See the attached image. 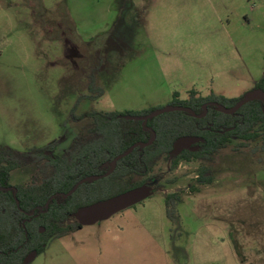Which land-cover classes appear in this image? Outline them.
I'll return each mask as SVG.
<instances>
[{
  "label": "rangeland",
  "instance_id": "1",
  "mask_svg": "<svg viewBox=\"0 0 264 264\" xmlns=\"http://www.w3.org/2000/svg\"><path fill=\"white\" fill-rule=\"evenodd\" d=\"M100 58L105 94L81 100L76 116L159 111L192 91L245 97L264 75V0H0V150L66 137L63 156L91 126L71 112L91 95ZM240 142L175 169L160 160L151 197L50 240L33 264H264V135ZM203 165L211 183L196 182ZM25 171L15 182L30 180L33 166ZM176 192L172 221L165 196Z\"/></svg>",
  "mask_w": 264,
  "mask_h": 264
},
{
  "label": "trees",
  "instance_id": "2",
  "mask_svg": "<svg viewBox=\"0 0 264 264\" xmlns=\"http://www.w3.org/2000/svg\"><path fill=\"white\" fill-rule=\"evenodd\" d=\"M102 65L103 59L100 58L97 65L90 70V74L87 76V88L91 95L79 97L71 112V116L75 121L86 118L91 120L93 126L91 130L98 134V140L94 145L77 147L75 151H69L66 155L58 157L55 161L51 160L48 162L49 164L45 165L43 168V183L48 184L41 189L29 187L23 194L27 198L26 204L29 211L38 204L41 198L43 200L42 205H44L53 193L60 191L62 186L59 183H75L77 174H87V172L95 169L104 157L108 161H112L115 157L126 153L136 143L150 142L153 139V133H156V139L152 145L137 147L130 155L120 159L113 178L124 181V185L119 188L114 187L108 197L118 196L147 185L146 181L155 179L149 175L162 159L170 161L171 169H175L182 161H210L214 155L225 149L233 140L241 141L240 145L246 146L264 135V102L262 100L252 101L241 107L236 113L226 115L220 113L215 106L209 105V103L218 102L223 104L227 102L230 107H234L244 97L226 99L214 94L203 97L199 96L196 91L190 93L188 100L174 105L188 107L197 115H201L204 112V105H208V113L201 119L195 118L192 114L186 112H170L149 118L146 127H143L144 118L157 110L126 113L92 111L85 115L76 116L75 111L81 100L88 98L95 101L105 94V90L97 85V74ZM255 89L264 92V75L256 83ZM186 136L202 139L200 143L194 145L197 150L194 152L186 150L178 156L173 155L175 142ZM104 148L106 150L103 152ZM47 149L46 147H35L20 153L7 148L0 152V160H7L10 169H16L42 161L45 156L47 157L45 155ZM262 151H264V146ZM135 176L144 179L133 184L127 182L128 179H134ZM36 178L33 183H37ZM213 178L212 171L205 165L199 169L198 184L211 183ZM158 186L160 187V185ZM18 196L21 197V195ZM34 198L38 200H34ZM54 202L57 201L54 200L51 204L53 205ZM62 202L65 205L55 211L60 215L59 218L53 220L48 216L42 223L46 228L45 233L40 234L37 230L32 233L31 228L28 227L29 237L31 238L32 234L35 236V245L32 246L39 249L40 252L46 251L50 240L63 238L73 228L66 226L70 213L77 211V208L83 205H87L85 203L77 205L72 202L68 204L65 201ZM180 202H182L181 193L176 192L165 196L166 213L172 221L176 217V209ZM50 208L52 209V206ZM14 213V202L0 203V249L3 251L10 250V245L12 249H17L19 245L21 246L18 249L30 245V241L24 244L25 236L22 227L19 226L18 228L15 222H12ZM55 227L59 228V231L53 233ZM5 261L6 256H0V264H5ZM14 261L20 264L21 259L15 258Z\"/></svg>",
  "mask_w": 264,
  "mask_h": 264
},
{
  "label": "flooded vegetation",
  "instance_id": "3",
  "mask_svg": "<svg viewBox=\"0 0 264 264\" xmlns=\"http://www.w3.org/2000/svg\"><path fill=\"white\" fill-rule=\"evenodd\" d=\"M254 90L256 89L254 88ZM214 103H218V102H210L209 105L215 106ZM226 115H230V114H226ZM92 128L93 126L91 123V126L89 127L88 131H81L80 133H78L72 141L71 148L68 149L64 153V155H66L69 151H75L77 147L94 145L98 140V137H97L98 134L93 132L91 130ZM66 140L67 138L64 137V138L59 139L58 141L48 144L46 146V148L48 149L45 152V155H47V157L45 156V158L42 161L31 164V165H26V166L19 167L16 169H10V166L7 160H0V193H2L0 195V203L1 202H5V203L14 202L15 213L12 218V222L14 221L18 228L19 226L22 227V232L25 236L24 244L30 241L29 246L25 245L23 248L21 247V249H18L21 245H19L17 249L16 248L12 249L11 245L9 246L10 250H8L7 248H6L7 249L6 251H3L0 249V256L2 255L6 256L5 264H19V263H15L14 261L15 258L21 259L20 264H33L39 256L45 253V252H40L39 249L33 248L32 245H35L34 244L35 236L32 234V237L31 238L29 237L28 227L31 228L32 233L35 232V230H37V232L40 234L45 233L46 228L42 225V223L45 221V218L48 216H50L49 218H53V220L59 218L60 215H58V213L55 211L57 209L59 210V208H62V206L65 205L63 204L62 201H65L66 204L70 202L75 203L77 205L82 204V203L87 204V205H83L77 208V211H78L80 208L90 206V205L108 200L110 198H113L116 195H114L113 197H108L109 194L113 191V188L114 187L119 188L124 185V181L118 180V178L115 180L113 178V175L115 174L117 170L118 163L120 160H118L116 165L113 166V162L115 161L117 157H115L112 161H108V159L104 157L100 161V164L98 165V167H96L95 169L87 172V174H77V176L75 177L76 178L75 183H59L62 186L60 188V191H56L55 193H53L51 197L47 199L44 205H42L43 200L41 198L38 204L32 207L31 211H29V207L26 204L27 198L23 195L24 192L28 190L29 187H32V188L37 187L41 189L48 184V183H43L44 182L43 168L45 167L46 164H49L48 162H50L51 160L55 161L58 157H62V156L57 155L55 150L60 144L64 143ZM194 145H192L187 150H190L193 152L196 151L197 149L195 148ZM37 148H44V147H37ZM105 150L106 149L104 148L103 152ZM2 151L3 150H0V152ZM185 151L186 150H184L183 152ZM20 153H23V152H20ZM30 166H33L34 168V172L32 173L30 180L23 181L20 183L15 182L14 180L15 175L18 172H21V173L23 171L26 172L25 170L28 169V167ZM26 175H28L27 172H26ZM90 177H101V178L92 179V180L90 179L83 183H80L82 180L86 178H90ZM35 178H36L37 183H33L35 181ZM138 181L135 179L127 180V182L130 184L137 183ZM146 183H148L147 185H152L153 183H156L155 185H153L155 191L160 189V187L158 186L160 182L157 179H152V180L150 179V181L148 180L146 181ZM18 195H21V197L19 198ZM34 200H38V199L34 198ZM34 200L33 202H35ZM54 200H56L57 202H54V204L52 205L51 203H53ZM50 206H52V209L50 208ZM75 212L70 213L69 220L66 222V226H71L73 228L70 231H68V233L65 236L73 235L77 232L84 230L86 227L80 224L72 216ZM63 229H64V226H63ZM53 231H54L53 233H55L56 231H59V228L55 227ZM55 239L57 238H54V240Z\"/></svg>",
  "mask_w": 264,
  "mask_h": 264
},
{
  "label": "water",
  "instance_id": "4",
  "mask_svg": "<svg viewBox=\"0 0 264 264\" xmlns=\"http://www.w3.org/2000/svg\"><path fill=\"white\" fill-rule=\"evenodd\" d=\"M256 100H262L264 102V92L260 89H256L252 92H250L248 95H246L239 103H237L232 108H226L218 103H214V105L217 107L218 111L224 114H234L236 113L241 107L244 105L256 101ZM186 112L193 115V117L201 119L204 118L208 111V106L204 105V112L201 115H197L194 111H192L190 108L187 107H181V106H169L165 109L155 111L148 117L144 118L143 127H146L147 122L149 118H154L160 115H163L165 113L170 112ZM156 139V133H153V139L148 143H136L133 145L126 153L123 155L117 157L115 161L113 162V166L116 165L117 161L120 160L123 157H126L130 155L133 150L137 147H146L152 145V143ZM202 139L195 138V137H182L178 139L174 144V149L172 154L178 156L180 155L184 150L189 149L192 145L197 144L201 142ZM101 177H90L82 180L80 183H83L87 180L92 179H99ZM156 183H153L152 185H143L141 187L132 189L130 191H127L123 194H120L118 196H115L113 198H110L108 200L86 206L83 208H80L78 211H76L72 216L83 226H92L99 222L105 221L109 218H111L113 215L120 213L132 206H135L147 198L151 197L155 189L153 185ZM73 192V191H72Z\"/></svg>",
  "mask_w": 264,
  "mask_h": 264
}]
</instances>
